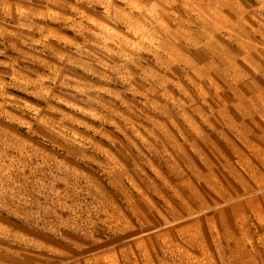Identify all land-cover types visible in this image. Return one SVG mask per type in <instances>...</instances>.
Here are the masks:
<instances>
[{"label": "rangeland", "instance_id": "374dc122", "mask_svg": "<svg viewBox=\"0 0 264 264\" xmlns=\"http://www.w3.org/2000/svg\"><path fill=\"white\" fill-rule=\"evenodd\" d=\"M110 2L0 0V264H264V166L221 113L223 45L264 76V0H181L173 34Z\"/></svg>", "mask_w": 264, "mask_h": 264}, {"label": "crops", "instance_id": "0c3cea01", "mask_svg": "<svg viewBox=\"0 0 264 264\" xmlns=\"http://www.w3.org/2000/svg\"><path fill=\"white\" fill-rule=\"evenodd\" d=\"M112 1L113 0H111L109 4L113 3ZM180 1L181 0H122L121 5L114 7H111L110 5V7L115 11H119L125 15L126 18L130 16L134 20H137V22L138 20H141L139 21V26L137 25L138 27H144V25L148 27L161 26L165 29V31H163L164 33L173 34L176 27L174 22L176 19H180L183 15L182 12L178 13L176 7H174V4ZM255 8L256 7H254V9ZM247 10L248 15H251L250 17L252 18L250 19L249 17V19L253 21L256 18V14L251 12L252 8L250 7H248ZM232 11L236 13L235 15H237V19L231 18L229 15H225L223 12L221 17L224 18L225 15L227 19H231V34H240V4L235 3V6L232 7ZM252 28L255 29V26ZM227 29L229 28L227 27ZM223 48L224 52L221 53L223 65L221 69L224 74H228L227 78L230 77V80H227L226 78V80L222 83V98L227 99V102L221 110V113L225 123L228 124L227 127L231 130L232 134L236 135L238 138L242 137V139H244L242 140L243 144H239V142H236L235 139H232L231 142L230 140L226 139L229 141L226 143V146L230 145L232 147H236L237 149H234V153L238 155V157L240 156L242 160H245L244 157H248V168L251 171L259 173L262 171L261 165L254 166L253 164L258 162L257 164L262 163L264 166V76L260 77L249 74L243 77H233V69H237L240 65L238 57L231 50L229 45H223ZM209 50L210 49L206 48V51ZM211 51L212 50H210V54L205 60L200 61V63L194 62L193 65L199 66L201 71L206 69L207 78L212 81L213 75L209 67L212 68L215 60L213 58V52ZM220 85L221 83L217 81L216 86L220 88ZM244 114L252 116L250 117L251 126H249L248 133L245 134V137L243 136L244 132L239 126V116ZM241 145L248 148V153H245V151H241L238 148ZM253 158H256L257 160Z\"/></svg>", "mask_w": 264, "mask_h": 264}]
</instances>
